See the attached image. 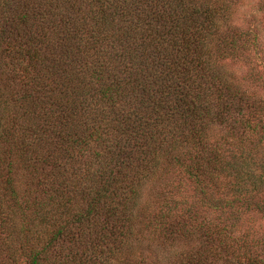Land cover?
Here are the masks:
<instances>
[{
	"label": "trees",
	"instance_id": "trees-1",
	"mask_svg": "<svg viewBox=\"0 0 264 264\" xmlns=\"http://www.w3.org/2000/svg\"><path fill=\"white\" fill-rule=\"evenodd\" d=\"M240 2L0 0V264H264Z\"/></svg>",
	"mask_w": 264,
	"mask_h": 264
},
{
	"label": "rangeland",
	"instance_id": "rangeland-1",
	"mask_svg": "<svg viewBox=\"0 0 264 264\" xmlns=\"http://www.w3.org/2000/svg\"><path fill=\"white\" fill-rule=\"evenodd\" d=\"M261 0H241L234 20L240 25H254L259 26L264 37V14L259 9V2ZM237 75L242 76L245 70L238 64L232 66ZM259 93L264 95V88L259 90ZM248 217L247 223L242 228H237L240 233L249 234L251 238L259 237L264 240V214L257 213L246 214Z\"/></svg>",
	"mask_w": 264,
	"mask_h": 264
}]
</instances>
